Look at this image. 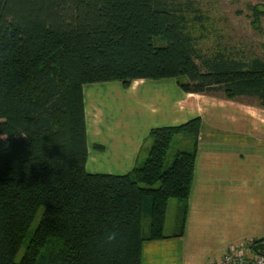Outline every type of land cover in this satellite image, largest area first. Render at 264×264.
Instances as JSON below:
<instances>
[{"label":"trees","instance_id":"16d2710c","mask_svg":"<svg viewBox=\"0 0 264 264\" xmlns=\"http://www.w3.org/2000/svg\"><path fill=\"white\" fill-rule=\"evenodd\" d=\"M186 9L178 0H0V264H141L142 243L164 237L169 200L189 196L201 119L151 128L130 173H91L84 84L176 78L185 92L264 106V56L202 52ZM251 13L258 28L264 10ZM181 134L190 150L165 166ZM250 249L264 252V237Z\"/></svg>","mask_w":264,"mask_h":264},{"label":"crops","instance_id":"0c3cea01","mask_svg":"<svg viewBox=\"0 0 264 264\" xmlns=\"http://www.w3.org/2000/svg\"><path fill=\"white\" fill-rule=\"evenodd\" d=\"M82 92L91 173L126 174L144 162L151 128L201 119L189 196L169 200L171 229L164 234L165 218L164 237L142 243L141 264H212L231 246L257 254L250 245L264 237V106L185 92L176 78L88 83Z\"/></svg>","mask_w":264,"mask_h":264},{"label":"rangeland","instance_id":"374dc122","mask_svg":"<svg viewBox=\"0 0 264 264\" xmlns=\"http://www.w3.org/2000/svg\"><path fill=\"white\" fill-rule=\"evenodd\" d=\"M178 1L182 7L187 8L186 13L189 16L192 25L194 26L193 36H195L196 46L202 52L210 53L212 51L215 52V50H222L226 53L233 52L235 56H264V16L261 17L258 28H255L251 23L252 7L258 6V8L264 10V0ZM179 79L182 80L184 79V77H180ZM208 92H212V94L215 95L222 94L221 96L226 97L222 91L215 90ZM250 100L259 104V101L256 97H251ZM252 101L251 103H253ZM259 105L263 106L261 104ZM179 150H190V140H188L187 137L182 134L175 136L167 152L165 166H168L171 163L176 152ZM137 167H134L133 169ZM131 171H129L128 173H130ZM172 204L173 203H171L170 209L166 215V222L164 226V234L166 235L167 233H169L173 224V219L171 215ZM41 210L42 208L31 223L28 235L25 239V242L22 244L17 253L16 260L20 258L25 243L38 221V217L41 213ZM144 229L145 231H147V224H145Z\"/></svg>","mask_w":264,"mask_h":264},{"label":"built area","instance_id":"2783aa9c","mask_svg":"<svg viewBox=\"0 0 264 264\" xmlns=\"http://www.w3.org/2000/svg\"><path fill=\"white\" fill-rule=\"evenodd\" d=\"M212 264H264V254L247 255L242 248L230 247L219 262Z\"/></svg>","mask_w":264,"mask_h":264}]
</instances>
